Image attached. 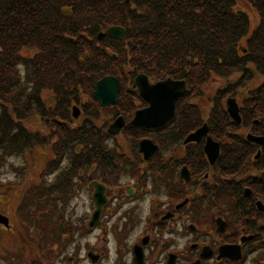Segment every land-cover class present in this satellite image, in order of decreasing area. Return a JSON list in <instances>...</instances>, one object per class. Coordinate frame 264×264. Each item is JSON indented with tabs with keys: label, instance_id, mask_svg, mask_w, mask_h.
<instances>
[{
	"label": "trees",
	"instance_id": "16d2710c",
	"mask_svg": "<svg viewBox=\"0 0 264 264\" xmlns=\"http://www.w3.org/2000/svg\"><path fill=\"white\" fill-rule=\"evenodd\" d=\"M245 1L259 17L254 27L248 13L237 8L238 0H0V158L51 141L54 156L47 167L59 170L67 161L55 180L37 186L51 194H64L81 172L95 176V167L115 177V159L125 153L110 148L104 126L118 115L131 120L146 104L133 87L138 73L152 82L186 81L188 91L168 123L181 127L182 138L208 122L216 139L230 147L238 144L235 133L245 122L232 120L227 96L241 101L247 126L264 125V0ZM113 25L126 28L123 38H97ZM25 46L35 52L27 58L24 79L19 63ZM108 74L120 79L121 90L116 104L103 107L93 90ZM214 77L225 83L204 114L192 98L203 95ZM44 87L52 90L53 105L45 103ZM74 103L82 105L79 118L73 115ZM32 113L48 125L51 138L24 124ZM128 124L136 130L130 131L134 143L149 135V129ZM168 124L152 129L160 144L170 140ZM197 150L200 164L194 163V171L204 164L202 145Z\"/></svg>",
	"mask_w": 264,
	"mask_h": 264
},
{
	"label": "flooded vegetation",
	"instance_id": "af4514ba",
	"mask_svg": "<svg viewBox=\"0 0 264 264\" xmlns=\"http://www.w3.org/2000/svg\"><path fill=\"white\" fill-rule=\"evenodd\" d=\"M242 121L245 125L234 132L238 144L230 147L221 142L214 160L205 152V134L199 141L185 142L181 127L167 123L169 141H155L154 129L142 137L158 144L149 161L138 146H132L137 144L133 142L136 138L127 141L135 159H115L119 167L118 174L112 176L113 187L98 175L89 178L81 172L79 181H86L88 189H93V211L89 217L86 214L84 222L66 220L69 215L65 214L61 228H48L47 236L55 239L45 249L46 260L49 264H264V145L250 139L263 136L264 125L253 130L243 117ZM128 123L126 118L118 135L136 131ZM204 124L209 131L208 122ZM196 129L199 127L192 131ZM201 145L204 164L194 171V163L200 164L195 155ZM109 146L114 151L123 149L119 141L109 142ZM129 160L133 163L124 173ZM184 166L189 171L188 180L182 176ZM103 168L95 167V171L103 172ZM95 182L104 185L106 202L99 220L91 225L96 209ZM145 197L149 211L141 217L136 205ZM1 222L10 228L9 219ZM77 236L83 241L77 242ZM30 237L38 243L37 231ZM115 243H119L117 248ZM53 247L60 251L56 249L49 256Z\"/></svg>",
	"mask_w": 264,
	"mask_h": 264
},
{
	"label": "rangeland",
	"instance_id": "374dc122",
	"mask_svg": "<svg viewBox=\"0 0 264 264\" xmlns=\"http://www.w3.org/2000/svg\"><path fill=\"white\" fill-rule=\"evenodd\" d=\"M237 8L248 13L253 27L258 23L259 17L257 13L245 0H238ZM34 52L35 48L30 46H25L21 50V54L25 60L19 63V68L24 79L28 64L26 58L29 59ZM224 83V79L214 77L205 86L203 95L192 98L204 110V114L211 107V98L215 90ZM42 96L45 99V103L48 105L54 104L52 90L48 87H44ZM238 101L241 103L239 99ZM75 104L82 111V105L78 103H74L73 105ZM102 120H104L103 115L100 118V122ZM24 124L32 131H38V133L49 137L52 132L38 113L30 114L24 120ZM108 125L109 123L104 128H107ZM134 138L131 133H123V135L108 138V141L110 143L119 141L123 147L122 150L130 158L135 159L133 147L127 142L132 141ZM51 144L52 142L50 141L49 145L37 146L22 154H11L8 152L3 154V159L0 158V212L8 216L10 226V228L6 227L0 221V227L3 228H0L2 232V235H0V264H37V262L49 264L51 261L46 260L48 255H46L45 249L55 237L47 236L44 227L61 228V222L65 214L69 215V218L66 220H70L71 222H84V220H87L86 214L89 213V217L91 210L93 211V189H88V183L84 180L79 181L78 176H76L77 179L75 178V181L73 180L71 185L64 187L65 192H62L64 194H51V192L37 190V186H43L45 183L53 181L54 177L62 172L63 165L67 163L66 161L60 166L59 170L52 171L53 169L51 170L47 167L50 159L54 156ZM131 163L133 161H130L128 166L124 165V168H126L124 173H128V168L131 167ZM95 172L98 178L102 177V180L113 187L111 181L115 179L114 177L108 176L105 170L103 172L96 170ZM114 183H117V181ZM41 189L44 188L41 187ZM136 211L141 217L149 211L148 197L140 200L139 206L136 205ZM43 212H46V214H42ZM120 216L112 221L116 222ZM40 217H44L45 220ZM34 231L38 233V243L30 237ZM124 236L122 234L119 235V237ZM39 241H41V244ZM76 241L80 242L83 239H79L77 236ZM118 245L119 243H115L116 248ZM123 247L127 248L124 244ZM56 249L60 251L59 247H53L52 251H48L49 256L55 253L57 251ZM71 250L72 247L70 245L69 251Z\"/></svg>",
	"mask_w": 264,
	"mask_h": 264
},
{
	"label": "water",
	"instance_id": "95a60500",
	"mask_svg": "<svg viewBox=\"0 0 264 264\" xmlns=\"http://www.w3.org/2000/svg\"><path fill=\"white\" fill-rule=\"evenodd\" d=\"M125 33L126 29L123 26L113 25L109 27L106 32L99 33L98 38L104 37L105 34L113 38H123ZM134 87L138 88L140 96L148 105L135 112L131 124L145 128H154L166 124L174 116L176 102L187 92L185 80L168 77L151 83L148 75L144 73H140L136 76ZM120 89L121 83L119 78L115 75H106L97 81L93 96L102 106H106L117 102ZM227 105L229 114L235 121L239 122L241 120L240 109L236 99L232 97L228 98ZM79 112L77 106H74L75 117L79 116ZM125 124L126 120L124 116L120 115L110 124L108 133L112 135L120 133ZM207 130V125H203L201 128L190 133L186 137L185 142L199 140L202 135L206 134ZM250 139H254L258 143L264 145V135L261 137L253 136ZM157 147L158 146L151 139L146 138L139 142L138 149L145 159L150 160L157 150ZM205 151L210 159L214 160L219 152V143L208 136ZM182 176L187 180L189 178V171L186 166L182 169ZM93 185L96 186L94 194L96 209L90 221L91 225H94L99 220L102 207L106 202L104 185L97 182L92 183V187ZM6 220H8L6 216L0 215V221Z\"/></svg>",
	"mask_w": 264,
	"mask_h": 264
}]
</instances>
